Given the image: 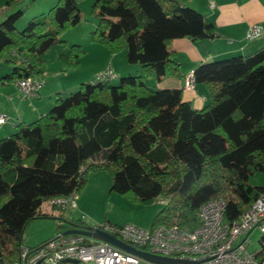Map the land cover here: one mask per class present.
I'll return each mask as SVG.
<instances>
[{
	"label": "trees",
	"instance_id": "16d2710c",
	"mask_svg": "<svg viewBox=\"0 0 264 264\" xmlns=\"http://www.w3.org/2000/svg\"><path fill=\"white\" fill-rule=\"evenodd\" d=\"M81 1L58 0L19 30L23 11H7L8 0L0 12V55H8L11 71L0 81L40 77L43 55L54 42L65 48L59 53L64 68H76L84 48L58 38L80 21ZM90 14L96 21L90 42L110 55L123 53L142 75L121 76L117 85L95 77L75 92L57 93L46 113L0 139L2 264L19 259L34 220H55V231L88 226L41 214L39 207L78 193L90 172L107 171L111 190L132 201L162 199L151 230L196 228L200 206L214 198L225 202L224 218L232 222L264 192L248 184L250 175L264 172V45L199 64L194 81L204 86L206 104L194 109L181 90L155 83L181 76L172 40L216 36L207 18L177 0H92ZM258 258L264 259V242Z\"/></svg>",
	"mask_w": 264,
	"mask_h": 264
},
{
	"label": "built area",
	"instance_id": "2783aa9c",
	"mask_svg": "<svg viewBox=\"0 0 264 264\" xmlns=\"http://www.w3.org/2000/svg\"><path fill=\"white\" fill-rule=\"evenodd\" d=\"M261 33V25L253 24L245 36L251 41ZM113 77L111 66L96 76L98 80ZM15 84L21 97L30 99L37 95L44 83L40 77L27 76ZM184 85L194 90L193 70L186 74ZM7 122L8 116L0 113V124ZM76 199L77 193L73 192L65 198L45 200L39 212L58 218L59 213L76 207ZM158 201L163 202L162 199ZM225 208V202L219 198L203 203L198 210L199 224L194 229L158 226L147 230L130 224L115 226L110 223L97 227L141 251L186 260L190 264H264V259L258 258L259 251L250 250L252 243L249 239L254 229L264 234V192L232 222L225 220ZM65 231L64 228L58 229L53 237L35 247L23 245L19 259L12 264H59L68 259L82 264H157L110 243L78 234L66 235Z\"/></svg>",
	"mask_w": 264,
	"mask_h": 264
},
{
	"label": "crops",
	"instance_id": "0c3cea01",
	"mask_svg": "<svg viewBox=\"0 0 264 264\" xmlns=\"http://www.w3.org/2000/svg\"><path fill=\"white\" fill-rule=\"evenodd\" d=\"M7 1L8 0H0V12L6 8ZM11 1L13 4L11 3L10 5L12 6H7V11L14 10L13 6L16 5L15 1H18V3L20 2V0ZM48 1L46 5H40V7L32 10L27 16L32 17L37 15L36 12L42 13L55 2V0ZM177 1L207 18L213 24L216 36L212 39L198 41H192L188 38H177L172 40L169 49L175 54L174 58L179 65L181 76L162 78L159 82L155 83V86L161 89H179L181 90L182 99L184 101L189 102L194 109H201L206 104L205 88L201 84L195 85L194 90L186 88L184 85L186 74L190 70H194L199 64L237 55H247L263 46L264 0ZM24 23H26V21ZM253 24H260L262 33L260 37L249 41L246 39L245 35L249 26ZM57 45V42H54L51 47L55 48ZM94 45L98 44L89 41V47H97ZM64 50L65 48H61V50H58V54ZM87 51V49H84L83 55H85ZM7 57V54L0 56V78L5 74H9L11 71V65L5 63ZM46 58L43 59L44 62ZM107 65L111 66L115 77L128 74L142 75L141 68L136 65L128 64L123 53H119L117 56L111 55L109 59L106 56L105 61L102 62L101 60L98 64L102 69ZM56 66L57 69L51 70L46 67V62L45 65L42 64V74L40 77L43 79L44 85L38 91L37 95L30 99L21 97L15 81H0V113H4L8 116V122L0 124V139L13 134L18 124H28L46 113L53 105L57 93H65L74 90L80 83L92 79V77H90L91 75L83 76L81 72H78V68L65 71L61 64H56ZM60 215L64 218H69L66 216L65 210L59 213V216ZM111 222L115 221L111 219ZM60 223L62 224L63 221ZM63 224L65 225V223ZM87 225L92 226L91 224ZM67 229L69 228L64 227V230ZM53 230L54 235L56 232L55 227ZM49 234L50 232H48L47 235L41 233L35 237L30 236L27 238L28 241L24 243V246L35 247L53 237V235L49 236Z\"/></svg>",
	"mask_w": 264,
	"mask_h": 264
},
{
	"label": "rangeland",
	"instance_id": "374dc122",
	"mask_svg": "<svg viewBox=\"0 0 264 264\" xmlns=\"http://www.w3.org/2000/svg\"><path fill=\"white\" fill-rule=\"evenodd\" d=\"M58 0H55L54 4ZM48 0H20V2L13 6L14 10L21 9L23 11L22 17L17 22V29L22 30L29 19L27 16L32 10L40 7V5H46ZM92 5V0H83L79 3L80 10V21L78 24L62 33L58 40L67 41V45L77 44L82 46L87 53L82 55L79 61L78 72H81L83 76L91 75V81L94 80L96 75L104 69L98 64L105 61L106 56H111L105 47L100 45H94L97 47H89V32L93 29L95 24V19L90 14ZM13 10V11H14ZM49 10L47 8L42 13H46ZM11 11V10H10ZM40 11V10H38ZM37 15L39 12H36ZM40 14V13H39ZM7 15V14H6ZM28 19V20H27ZM26 21V23H24ZM23 22V23H22ZM63 49L59 44L54 48L50 47L43 55L45 59L46 67L51 70L57 69L56 64H61L59 60L58 50ZM122 54V53H121ZM1 56V55H0ZM117 56V54H116ZM119 56V55H118ZM45 62L43 63L45 65ZM73 68V69H76ZM101 69V70H100ZM71 69H65L69 71ZM100 70V71H99ZM115 70V69H114ZM99 71V72H98ZM94 73V74H93ZM116 73V70H115ZM120 77H113L108 82L110 85H117L119 83ZM89 81V80H88ZM86 81V82H88ZM61 83V82H59ZM64 83V82H62ZM193 90V89H191ZM75 92L76 90H72ZM69 92V91H68ZM67 94L63 95L66 96ZM111 175L107 171H97L90 172L88 180L85 186L77 193L76 207L74 209H66L65 214L70 219L83 220L86 224L103 225L107 223H112L115 226H123L126 223L140 227L142 229H150L153 217L155 214L164 206V202H159L158 200H148L144 202H135L130 200L126 196H122L111 190ZM248 184L251 186L264 187V172H257L249 176ZM71 211V212H70ZM113 219L115 222H111ZM110 221V222H107ZM90 226V225H89ZM55 227V220L53 219H37L28 224L25 234L24 243H26L30 236L35 237L38 234L53 235V228ZM50 230V231H49ZM47 233V234H46ZM48 236V237H49ZM263 234L254 229L249 234V239L251 241L250 250H261L262 248V238ZM25 245V244H24ZM27 246V245H26ZM144 264V263H140Z\"/></svg>",
	"mask_w": 264,
	"mask_h": 264
},
{
	"label": "water",
	"instance_id": "95a60500",
	"mask_svg": "<svg viewBox=\"0 0 264 264\" xmlns=\"http://www.w3.org/2000/svg\"><path fill=\"white\" fill-rule=\"evenodd\" d=\"M64 234H78L83 235L88 238H92L95 240L103 241L106 243H110L120 249H123L127 252L135 254L145 260L157 263V264H190L191 262L180 259L167 258L162 256H157L148 252L141 251L129 244L122 242L117 239L113 235L99 229L97 226H85L83 228H69Z\"/></svg>",
	"mask_w": 264,
	"mask_h": 264
}]
</instances>
